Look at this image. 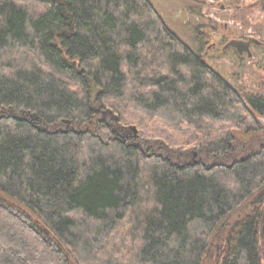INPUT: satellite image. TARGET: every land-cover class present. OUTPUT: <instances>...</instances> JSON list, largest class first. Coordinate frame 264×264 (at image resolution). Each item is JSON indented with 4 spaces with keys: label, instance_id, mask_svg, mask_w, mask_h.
<instances>
[{
    "label": "trees",
    "instance_id": "1",
    "mask_svg": "<svg viewBox=\"0 0 264 264\" xmlns=\"http://www.w3.org/2000/svg\"><path fill=\"white\" fill-rule=\"evenodd\" d=\"M0 264H264V77L151 0H0Z\"/></svg>",
    "mask_w": 264,
    "mask_h": 264
},
{
    "label": "rangeland",
    "instance_id": "2",
    "mask_svg": "<svg viewBox=\"0 0 264 264\" xmlns=\"http://www.w3.org/2000/svg\"><path fill=\"white\" fill-rule=\"evenodd\" d=\"M256 1L151 0L171 30L199 51L207 64L248 88L257 87L264 77V12L249 7ZM240 39H252L247 49L226 46Z\"/></svg>",
    "mask_w": 264,
    "mask_h": 264
},
{
    "label": "flooded vegetation",
    "instance_id": "3",
    "mask_svg": "<svg viewBox=\"0 0 264 264\" xmlns=\"http://www.w3.org/2000/svg\"><path fill=\"white\" fill-rule=\"evenodd\" d=\"M243 39H240L239 41H230L229 43H227L226 46H232V45H237V49L240 50V49H247V47L249 46V44H251V41L252 39H246V41H242ZM212 48L214 47L215 48V43L212 44L211 46ZM204 57V56H203Z\"/></svg>",
    "mask_w": 264,
    "mask_h": 264
},
{
    "label": "water",
    "instance_id": "4",
    "mask_svg": "<svg viewBox=\"0 0 264 264\" xmlns=\"http://www.w3.org/2000/svg\"><path fill=\"white\" fill-rule=\"evenodd\" d=\"M134 132H135V128H133Z\"/></svg>",
    "mask_w": 264,
    "mask_h": 264
}]
</instances>
